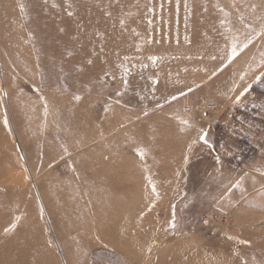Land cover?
Returning <instances> with one entry per match:
<instances>
[{
    "label": "rangeland",
    "instance_id": "374dc122",
    "mask_svg": "<svg viewBox=\"0 0 264 264\" xmlns=\"http://www.w3.org/2000/svg\"><path fill=\"white\" fill-rule=\"evenodd\" d=\"M84 1L0 0V244L264 264V0ZM69 186L87 215L66 230Z\"/></svg>",
    "mask_w": 264,
    "mask_h": 264
},
{
    "label": "bare ground",
    "instance_id": "6f19581e",
    "mask_svg": "<svg viewBox=\"0 0 264 264\" xmlns=\"http://www.w3.org/2000/svg\"><path fill=\"white\" fill-rule=\"evenodd\" d=\"M24 1V0H23ZM84 1V0H83ZM85 2V1H84ZM91 10H92V7H91ZM53 12V11H52ZM92 12V11H91ZM80 13V12H79ZM28 14V13H27ZM90 14V13H89ZM66 21V20H65ZM96 22V21H95ZM103 22V21H102ZM98 23H100V22H98ZM65 24V23H64ZM75 25V23L73 24V26ZM102 25H103V23H102ZM105 25V24H104ZM37 26V25H36ZM60 28L62 27V26H59ZM98 27V26H97ZM100 27V26H99ZM107 29H109V28H107ZM116 29H117V27H116ZM72 31H73V28L71 29ZM105 30H106V28H105ZM115 30V29H114ZM56 36V35H55ZM61 36V35H60ZM85 40V39H84ZM83 40V41H84ZM105 40V39H104ZM105 42V41H104ZM67 43H68V41H67ZM82 45H83V43H82ZM86 45V44H85ZM114 45V44H113ZM76 46V45H75ZM84 46V45H83ZM87 46V45H86ZM77 47V46H76ZM79 49H80V47H79ZM85 49V48H84ZM55 50V49H54ZM66 51V50H65ZM81 52V51H80ZM62 53V52H61ZM79 54V53H78ZM61 55V54H60ZM76 56V55H75ZM74 56V57H75ZM32 57H34V56H32ZM58 57H60V56H58ZM79 57V56H78ZM85 57V56H84ZM89 57V56H88ZM53 58V57H52ZM46 60V59H45ZM50 60V59H49ZM75 60H77V59H75ZM84 60V59H83ZM87 60V59H86ZM64 61V60H63ZM85 61V60H84ZM49 62V61H48ZM55 62V61H54ZM61 62H62V60H61ZM86 62V61H85ZM50 66H52L51 64H50ZM49 66V67H50ZM59 67V66H58ZM51 68V67H50ZM81 69H82V67H81ZM55 70H56V66H55ZM67 70V69H66ZM52 71V70H51ZM63 71H64V69H63ZM83 71V70H82ZM65 72V71H64ZM63 72V73H64ZM68 72V71H67ZM47 73H49V72H47ZM50 74V73H49ZM56 78V77H55ZM51 79V78H50ZM96 112H93L92 110H89L88 112H86V114H85V116H92V117H94V118H100V116L101 115H99V113H97V114H95ZM83 181L85 182V184H84V186H86V187H90V185H91V180H90V177L89 176H85L84 178H83ZM85 187V188H86ZM97 187H99V189H102V186L101 185H99V186H97ZM85 188L84 189H79V188H76V189H72V187L71 186H69V188L67 189L68 191V193H69V195H68V197L69 198H63L62 200H63V208H64V214L67 216V218H68V228H65L66 230H71V229H74L75 228V226L77 227V220H79V219H81V218H84V217H86V215H87V212L84 210V209H82L81 208V204H80V200H79V197H82V196H84V193H85ZM91 188V187H90ZM95 188V187H94ZM93 188V189H94ZM56 189L58 190V192L59 191H61L60 189L61 188H59V185H56ZM92 189V190H93ZM66 193V192H65ZM61 199H60V197H59V201H60ZM96 210H94V214L96 213H100L99 212V210L97 209V208H95ZM95 214V215H96ZM84 225V228H85V230H88V229H90L91 228V226L90 225H92V224H89L88 222L87 223H84L83 224ZM28 230H29V228L26 226L24 229H23V231L24 232H28ZM65 230V231H66ZM25 235V234H24ZM26 238V237H25ZM25 238H23L21 241H17V240H15V239H13V238H11L7 243H5V244H0V264H15L16 263V261H19L20 263L19 264H22L23 263V260H22V258L24 257V254L28 251H30V246H29V244L27 243V241H26V239ZM73 240V239H72ZM71 251V250H70ZM15 255H17L18 256V258L17 259H15V260H13V258H14V256Z\"/></svg>",
    "mask_w": 264,
    "mask_h": 264
},
{
    "label": "built area",
    "instance_id": "2783aa9c",
    "mask_svg": "<svg viewBox=\"0 0 264 264\" xmlns=\"http://www.w3.org/2000/svg\"><path fill=\"white\" fill-rule=\"evenodd\" d=\"M211 106H212L211 104L208 105L209 108H211ZM186 110H189V107H187Z\"/></svg>",
    "mask_w": 264,
    "mask_h": 264
},
{
    "label": "snow or ice",
    "instance_id": "6c2138e0",
    "mask_svg": "<svg viewBox=\"0 0 264 264\" xmlns=\"http://www.w3.org/2000/svg\"><path fill=\"white\" fill-rule=\"evenodd\" d=\"M201 139H203V137H201Z\"/></svg>",
    "mask_w": 264,
    "mask_h": 264
}]
</instances>
